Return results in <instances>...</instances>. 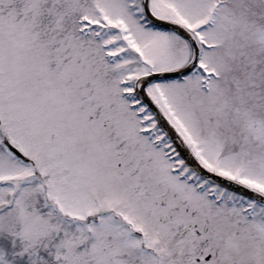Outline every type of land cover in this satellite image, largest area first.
<instances>
[{
  "label": "snow or ice",
  "instance_id": "6c2138e0",
  "mask_svg": "<svg viewBox=\"0 0 264 264\" xmlns=\"http://www.w3.org/2000/svg\"><path fill=\"white\" fill-rule=\"evenodd\" d=\"M0 264H264V0H0Z\"/></svg>",
  "mask_w": 264,
  "mask_h": 264
}]
</instances>
